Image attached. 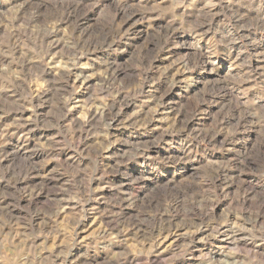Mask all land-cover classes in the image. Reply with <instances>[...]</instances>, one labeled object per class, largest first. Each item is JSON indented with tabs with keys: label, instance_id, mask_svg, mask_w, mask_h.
Masks as SVG:
<instances>
[{
	"label": "rangeland",
	"instance_id": "rangeland-1",
	"mask_svg": "<svg viewBox=\"0 0 264 264\" xmlns=\"http://www.w3.org/2000/svg\"><path fill=\"white\" fill-rule=\"evenodd\" d=\"M0 264H264V0H0Z\"/></svg>",
	"mask_w": 264,
	"mask_h": 264
}]
</instances>
